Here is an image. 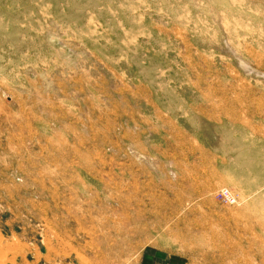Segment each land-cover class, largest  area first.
<instances>
[{"label":"rangeland","instance_id":"374dc122","mask_svg":"<svg viewBox=\"0 0 264 264\" xmlns=\"http://www.w3.org/2000/svg\"><path fill=\"white\" fill-rule=\"evenodd\" d=\"M147 255L264 264V0H0V264Z\"/></svg>","mask_w":264,"mask_h":264},{"label":"crops","instance_id":"0c3cea01","mask_svg":"<svg viewBox=\"0 0 264 264\" xmlns=\"http://www.w3.org/2000/svg\"><path fill=\"white\" fill-rule=\"evenodd\" d=\"M146 259H147V262H149V263L146 262L147 264H153L155 259H158V258H157V256L154 257V255L153 256L147 255ZM158 261H159V259H158ZM159 262H160V264H166V262H164L162 259ZM172 264H176V262H173Z\"/></svg>","mask_w":264,"mask_h":264},{"label":"built area","instance_id":"2783aa9c","mask_svg":"<svg viewBox=\"0 0 264 264\" xmlns=\"http://www.w3.org/2000/svg\"><path fill=\"white\" fill-rule=\"evenodd\" d=\"M220 196H221V198H222L221 200H222V201H225V202H227V203H228L230 197H232V195L229 194L228 191H223V192H221V193H220ZM232 198H233V197H232ZM233 199H234V198H233Z\"/></svg>","mask_w":264,"mask_h":264}]
</instances>
